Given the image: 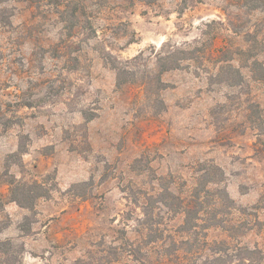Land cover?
<instances>
[{"label":"rangeland","instance_id":"374dc122","mask_svg":"<svg viewBox=\"0 0 264 264\" xmlns=\"http://www.w3.org/2000/svg\"><path fill=\"white\" fill-rule=\"evenodd\" d=\"M69 1L67 21L47 1L48 17L11 1L0 24V264L9 238L14 264H211L222 240L261 249L264 264V69L236 51L247 45L228 17L258 52L264 10ZM202 37H215L212 58L157 76L164 43Z\"/></svg>","mask_w":264,"mask_h":264},{"label":"trees","instance_id":"16d2710c","mask_svg":"<svg viewBox=\"0 0 264 264\" xmlns=\"http://www.w3.org/2000/svg\"><path fill=\"white\" fill-rule=\"evenodd\" d=\"M27 2L31 6V13L32 17H38L39 15H42V17H48L50 11H43L41 10L42 4L47 1V4L53 6V2H49V0H0V24L2 26H8L12 23V17L14 13L8 14V3L9 2ZM131 2H135L136 0H130ZM144 1L148 4H153L157 0H141ZM188 0H180L179 4V12L184 11L185 8L188 7ZM200 1V0H198ZM80 3H77L76 6L73 7V17H78L80 18L81 15L84 16L86 15V5L85 2L82 3L81 5H78ZM237 4L239 7H246L247 10L249 11H257V10H264V0H237ZM55 8L56 11L54 12L62 21H67V18L64 16V13L66 12V9L69 8L70 6V1L69 0H59L55 3ZM53 6V7H54ZM80 10V12H79ZM79 12V13H78ZM38 13V14H37ZM40 13V14H39ZM233 14L228 13L229 17V24L231 29L240 35H242L243 40L246 42V47H238L237 52L242 55H248V54H253L255 56L253 60V64H261V68L264 69V63H260L259 58L257 56L264 51V48H261L258 52H254V45L252 43H255L259 40L258 35L255 33V31H252L251 29L246 28L245 30H241L242 28L240 24L236 23L237 20L233 19ZM238 15V14H237ZM237 17V16H236ZM88 15H87V20H88ZM213 23V22H212ZM215 23V20H214ZM210 25V24H207ZM208 40V39H207ZM205 40V38H198L195 40L194 43L189 44L188 47H180L178 45H170V48L167 49V46L169 44L164 43L162 45L161 51L159 55H156L157 57V62H156V67L159 70V73H157V76L160 73H163L165 71H168L170 69H175L179 68L182 64V61L184 60H201L204 61L206 59H209L210 57L214 56V52L216 51L215 47V37L209 38V42ZM255 41V42H254ZM264 44V40L262 41ZM217 50L220 51V56L223 57L227 51H230V49H226L225 46L218 48ZM159 53V52H158ZM143 57V52L135 56L132 61H138L140 58ZM224 60V59H223ZM221 60V61H223ZM226 61V60H224ZM252 64V65H253ZM116 69H121L119 66H114ZM225 67V65H221L220 68ZM232 67V66H231ZM234 67V66H233ZM124 68V67H123ZM237 69V68H236ZM119 73V72H118ZM259 78V77H258ZM261 78V77H260ZM160 81V78H159ZM224 81V80H221ZM12 184L15 183V180L11 182ZM14 184V187L12 188V193L19 188L20 185ZM197 197L199 199L200 192H197ZM14 200L17 201L20 206L25 207L23 204V201L17 196H13ZM200 203V202H199ZM29 207V206H26ZM193 208L191 206H185V208L182 209V211L186 214V223L191 221V211ZM196 211V209H194ZM153 215L149 213V210L144 209L143 210V217L140 218V221L143 225L149 227V224L152 221ZM151 225V224H150ZM3 246H5L4 250H2L5 255H7L6 261L8 264H14L15 261L18 259V254L15 249V242L13 239H7L2 243ZM216 245H219L213 252L212 256L208 258V260L211 261V264H234V259L238 261L236 264H253L255 257L257 255H261V249L255 247V248H249L247 246L240 247L238 249H231L227 248V241L222 240L221 242L216 243ZM140 251V250H139ZM134 255L137 259L138 256L137 253L134 252Z\"/></svg>","mask_w":264,"mask_h":264}]
</instances>
